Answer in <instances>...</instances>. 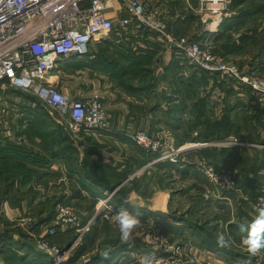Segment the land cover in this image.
Returning <instances> with one entry per match:
<instances>
[{
    "label": "trees",
    "instance_id": "16d2710c",
    "mask_svg": "<svg viewBox=\"0 0 264 264\" xmlns=\"http://www.w3.org/2000/svg\"><path fill=\"white\" fill-rule=\"evenodd\" d=\"M257 1L263 3L259 4ZM231 8L238 10V16L224 19L221 25L223 37H226L232 28L245 27L248 17L264 12V0H233ZM118 39H120L118 32L113 31L110 40L101 41L98 44L99 51L97 53L90 49V53L84 58H74L70 63L63 61L64 64H61L64 66L61 67L67 71L72 70V68H92L108 74L118 87L129 94L146 93L150 98L152 95L155 96L159 82L171 79L172 86H174L173 93L171 96H167L166 92L158 95L155 109L152 111L153 113L160 111L162 110V103L167 104L168 108L165 111L162 110L158 123H164L175 134L178 145L222 140L230 135L250 144L264 145V134L261 133V130L264 132V106L255 97H251L250 89L245 88L248 93L246 102L238 100L233 106L227 103L222 117L213 119L214 114L209 109L207 100L199 95L200 91L206 90L209 86V73L191 67L189 77L185 78L183 75L185 72L184 65L180 61L181 59H177V57L183 58V56L181 51L175 48L174 63L165 69L164 76L156 79L154 69H152V61L159 53V49L156 46H150L141 53H136L130 49L131 38L120 41ZM227 39V45L224 46L225 52L216 50V53L226 56V53L243 54L246 52L245 44L236 45L230 35L227 36ZM245 40L246 38L242 41ZM75 60L81 61L74 62ZM68 64L69 66H67ZM215 76H213L214 85L225 89L226 82L219 83L220 79ZM136 80L139 81L138 88L135 87ZM226 90L231 93L234 88L231 87ZM8 94L12 98H19L21 101L19 108L25 116L20 117L17 125L14 126L18 130L16 138H26L31 145H35V140L40 139L42 152H46L48 155L35 153L25 143L4 142L0 138V185H6L4 191L6 196L10 197V200L14 199L13 193L16 194L20 191L18 187L21 184L32 187L31 183L34 180L40 184L44 183L42 181L46 174L41 171L50 169L53 165L48 158L49 156L59 157L70 173L79 176V179L74 178V176L69 178L73 185L72 195L67 196V194L61 193L48 197L42 202V208L38 211L39 225L52 223L58 214L59 207L73 206L71 201L74 199L89 202L87 206L83 207L88 214V218L84 220L87 222L93 215L98 200L103 197V193L115 191L128 180L130 175L137 172L136 169L148 166L141 174L128 180L116 194L125 195V192L133 189L140 192L142 185L147 189L148 184L145 185V182L148 173L152 170L155 171V176L161 182L176 175H180L184 179L191 173H199L197 165L188 162L152 164L159 157V154L148 153L135 144L136 156L127 160L123 170H121L122 165L113 167L110 164L93 160L92 156L99 154V147L94 142L92 143L91 139H88L87 149L81 157L80 151L67 130L56 122V114H52L48 108L42 106L36 98L28 94L13 91H9ZM175 95L180 97L178 101L175 99ZM175 101L177 103H174ZM35 103L37 105L34 106ZM187 111L189 116L187 115L188 118L186 119L184 117ZM24 125H27V128L22 130ZM56 148H58L57 151ZM253 151L252 155L245 148H206L197 152L198 157L206 159L214 165L216 173L221 174L222 170L236 172L233 173L234 180L236 189H239L240 193L235 190L221 192L222 197L229 198L236 206L234 212L236 220L233 223H228L227 229L223 230L222 235L219 234L218 221L227 223L229 221L226 216L227 213L216 215L215 221L217 222L214 224L210 221L202 224L194 223L184 216L178 217L172 214L169 219L164 220L163 218L166 219L167 216L158 214L160 219L164 220L163 223H160L162 228L167 233L179 235L183 240L191 241L202 249L215 253L227 262L255 264L258 259L256 255L258 252H261L264 257V248L252 253L246 243L242 244L243 238L249 236L256 220L261 218V213L255 216L249 213L247 210L251 209L249 202L255 203L264 193V150L254 149ZM18 183L21 184L18 186ZM33 190L29 188L28 192L31 193ZM83 192L89 194L91 199L84 196ZM36 197L37 194L34 198ZM123 207L125 208L127 205ZM173 222H180L182 225L178 226ZM101 233H103L104 238V250L108 251L109 255L104 258L103 252L93 254L90 264H120L133 251L144 252L137 247H131V245H139V241L134 243L123 241L119 228L102 222L92 227L91 233L86 236L71 261L91 252L90 247L99 239ZM71 235L73 236V232L70 230L65 234L58 231L55 238L61 240L65 236L71 237ZM259 235L264 239V227L260 229ZM20 236L21 239L16 240L12 229L5 232L0 231V255L4 257L7 264H51L49 256L36 251L34 243L28 242V238L24 241L22 235ZM30 240L33 239L30 238ZM145 253L148 254V252Z\"/></svg>",
    "mask_w": 264,
    "mask_h": 264
},
{
    "label": "built area",
    "instance_id": "2783aa9c",
    "mask_svg": "<svg viewBox=\"0 0 264 264\" xmlns=\"http://www.w3.org/2000/svg\"><path fill=\"white\" fill-rule=\"evenodd\" d=\"M116 1L119 0H0V121L6 120L8 92L13 91L36 98L42 106L56 114V122L64 124V121V125L73 134L107 131V109L98 96L88 101L71 97L58 88L55 81H49L52 78L49 76L63 61L88 55L92 44L109 39L113 31L120 34L128 32L134 21L137 28L159 32L167 43L179 48L188 66L210 75H218L238 87L250 89L252 95L264 105V77L246 73L236 63L213 53L210 46L191 41L187 37L166 35V26L151 18L147 5L141 0H127L129 17L115 22L107 16V12ZM232 2L233 0H198V8L195 10L204 15V24L208 23L210 17L217 19L219 24ZM190 9L194 11L192 7ZM4 123L7 125L6 121ZM6 131L10 137L13 136L8 127ZM129 137L143 150L159 153L157 162H177L174 160L176 155L169 153V149L174 152V137L170 132L163 130L150 135L147 131L140 130ZM205 146L207 144H197L191 149ZM220 146L252 147L234 136L222 141ZM183 151L186 150L182 148L176 153ZM200 166L215 186L227 191L233 190L234 183L230 173L217 174L206 162H202ZM115 193L116 190L101 201L96 208L95 217L85 225L81 226L71 214L67 222L77 229L80 236L91 231L97 218L117 224L114 217L119 208L113 202ZM258 203L264 209V194L258 198ZM59 213L67 218L68 212L65 209H61ZM42 247L49 252L54 262L59 264L62 261L57 250L46 244ZM156 260L160 264H166L162 258L153 261ZM141 262L144 263L145 260Z\"/></svg>",
    "mask_w": 264,
    "mask_h": 264
},
{
    "label": "crops",
    "instance_id": "0c3cea01",
    "mask_svg": "<svg viewBox=\"0 0 264 264\" xmlns=\"http://www.w3.org/2000/svg\"><path fill=\"white\" fill-rule=\"evenodd\" d=\"M143 3H145L147 6L149 5V9L148 10V14L151 16L152 19L159 21L161 23H163L166 26L165 29V34L168 36H174V37H187L189 40L191 41H197L200 42L201 44L205 45V46H210L214 52H216V50L221 51V52H225V48L224 46L227 45V36H231L232 40L234 43H236V45H241L245 44V48H246V52L243 54H236V53H226V56H222L227 60H234V61H239L241 59H243V61H248L247 58L245 57L247 55V52L249 51V48L251 45L256 43V40L254 38V34H256L257 30L260 32L261 29H263L262 27H264V23L263 19H264V12L261 13H257L255 15H252V17H248V22L246 23L245 27H242L240 29H235L232 28V30H230L227 33L226 37H223V30H222V23L224 21V19H228V18H232L235 16H238V10L231 8L228 11V13H226V16H224L222 18V21L218 24V20L214 19V18H209V22L208 24H204L202 22V16L197 12L198 8V0H141ZM126 3L127 0H119L116 1L113 4V8L111 10H109L107 12V16L111 19H113L115 22L119 21L120 18H127L129 17V13L126 10ZM257 3H263L261 1H257ZM190 7H192L194 9V11H192L190 9ZM152 9V11H150ZM215 20V22L212 23V21ZM136 22L134 21L132 26H130V29L128 30V32H125L123 34L118 33V36L120 40H132L130 49L133 52L136 53H141L143 50H146V48L150 47V46H156L159 49V53L154 57L153 61H152V69H154V77L157 79L159 77H161L162 75L164 76L165 73V69L167 67H170L173 63H174V51L176 49L180 50L179 48L167 43L164 40V37L159 33V32H155V31H151L149 29H144L143 27L141 28H137L136 27ZM262 26V27H260ZM111 37V35H110ZM244 38H246L245 41H242ZM107 40H110L107 39ZM106 41V40H103ZM100 42L96 43V45L94 46V52L97 53L99 50L97 48L98 44ZM176 48V49H175ZM181 51V50H180ZM181 55L183 56V58L177 57V59H181L180 61H182L184 68H185V72L183 73V75L185 76V78H188L190 73H191V67L188 66L187 61L181 51ZM259 60V59H258ZM256 61V63L254 64H247L246 66H244L243 68H241L242 70H244L246 73L248 74H252L258 77H264V54L262 59H260L259 61ZM64 64V63H63ZM87 73V74H86ZM84 73L85 77H87L88 80V88H90L91 86H93V89L95 90H91L90 92L87 91V93H83V92H76V95H81L83 97V95H87L85 97H89L90 95H92L93 91L94 93H97L96 88L101 86V82L100 81H94L91 79H88L89 76H93V77H97L98 79H101L103 82V87L104 88H108L109 90L107 92H105V95H107L106 97H111V101H113V105L109 104L110 107H113V112H112V122L111 124L109 123V128L107 131L104 132H98V133H91V134H85V133H80V134H73L68 126L64 125V124H60L61 126H64V128L67 130V132L69 133L72 141L74 142L75 146L78 148V150L81 153V157H83L84 155V151L87 149V142L88 139H91L92 143L94 142V144L98 145V151L99 154L93 155L92 158L95 161H99L103 164H110L113 167H116L117 165H122L121 170L125 169V166L127 164V160H129L130 158L136 156L135 153V143L131 140V138L129 137L133 132L136 131H128V130H136L138 129L139 126L138 124H142L145 121L148 122V120L151 118L152 119V124H151V134H153L154 132L158 133L161 132L162 130L168 131L170 132L173 137L175 138V134L168 129V127H166L164 125V123H158V120H160V114L162 113V110L165 111L168 107L166 103H162V107L160 111H154L153 113V109H155L156 106V102H157V98L159 97L158 95H161L163 92H166L167 96H171V94L173 93L174 90V86H172V82L171 79H168V81H161L159 82V85L156 89L155 92V96H151V98L149 97V95H147L146 93H137V94H129L127 91L121 89L120 87L117 86L116 82H114L110 76L106 73L94 70L92 68L88 69L87 72ZM210 75V74H209ZM213 76L215 75H210L209 76V86L206 88V90H202L200 91L199 95L201 98H205L208 102L209 105V109L211 110V112H214V116L213 119H217V118H221L225 109V106L227 103H229L230 105L233 106V104H235L236 101L238 100H242V101H247L248 99V93L245 91V88L243 87H238L236 84H234L233 82L227 80V79H222L221 77L215 76L217 77L219 80V83L221 82H226L225 84V89H222L219 86H215L214 85V78ZM51 79H55L56 85L58 88L64 90V88L61 86V82H60V78L58 77V75L53 76ZM97 82V83H95ZM138 83L139 81L136 80L135 82V87L138 88ZM151 83H154L153 81H151ZM109 85V86H108ZM115 86L118 88V90L115 88ZM62 87V88H61ZM113 87V89L110 90V88ZM234 88V91L231 93H228V91L226 89L228 88ZM100 89V88H99ZM89 90V89H88ZM120 93V94H118ZM251 93V97H255L252 95ZM72 94V93H71ZM99 97L102 99H107L104 96H101L100 94ZM120 95V96H119ZM157 95V97H156ZM180 96V95H179ZM73 97V96H71ZM175 99L178 101L180 97H178V95L174 96ZM256 100L262 105L264 106L260 100L255 97ZM15 99H19L18 97ZM177 101H175L174 103H177ZM215 101V103L213 102ZM103 102V100H102ZM223 102L225 103V106H223ZM105 107L107 106V102H103ZM124 104V105H123ZM252 104H254L252 102ZM145 107H148L149 110L145 111ZM106 109L108 110V108L106 107ZM111 109V108H109ZM144 112L148 113L143 114ZM138 113H142V115L138 114ZM188 111L185 114L184 118H188ZM147 116V118H146ZM149 116V117H148ZM189 116V115H188ZM10 117L11 113H10ZM155 121L157 122L156 125ZM58 123V122H57ZM155 123V124H154ZM154 127V128H153ZM10 129V127H8ZM27 128V125H24L22 130H25ZM4 129L6 130V126H4ZM156 129H158L159 131H157ZM11 130L13 131V136L10 137V141H18L19 144H26V138H16V132H18V130H16L14 128V126L11 128ZM150 131V130H149ZM149 133V132H148ZM156 133V134H157ZM262 135L264 134L263 130H261ZM230 136H234V135H230ZM236 139H238L236 136H234ZM110 139V140H109ZM239 140V139H238ZM21 141V142H20ZM35 148H36V152L37 153H43L42 149H41V141L40 139H36L35 140ZM240 141V140H239ZM113 145L114 147H119L121 150V155L122 157H120V159H116L114 156H112L110 153H107L105 151L108 150V148H111ZM247 143V142H246ZM84 144V145H82ZM108 144V146H107ZM135 144V145H134ZM188 144H192V143H186V145ZM250 144V143H248ZM193 145V144H192ZM252 147L250 148H245L248 150V152L252 155L253 154V150L254 149H262L264 150V145L261 144H251ZM230 149V148H228ZM58 150V148H56V151ZM43 154H47L46 152ZM48 155V154H47ZM48 158H50V161L53 163V165L51 166L50 169H44L43 171H41L42 173L46 174L44 176L43 181H45V179L50 175H55L58 176L57 179L61 178L62 176L59 174L58 169H66L68 176H65L69 178L73 177L74 178H78L79 176L77 174H73L70 173V171L67 169V167L63 166L64 164L61 162V159L59 157H52L49 156ZM158 160V158H157ZM156 163H164V162H157ZM169 162V161H166ZM178 162V161H177ZM175 162V163H177ZM194 162V163H193ZM174 163V162H171ZM189 164H195V161H189ZM144 169H136L135 171L141 172ZM199 170V169H198ZM222 172H231L232 174L236 173V172H232L231 170H222ZM136 175H130L128 179H132V177L134 178ZM178 177H180L179 175H177ZM150 173H148L147 176V180L145 182V185H147L150 181ZM183 179V178H182ZM184 179H188V180H197L198 182H200L199 179H201V176L199 173H191L189 174L187 177H185ZM42 181V182H43ZM46 182V181H45ZM128 182V181H125ZM36 183V180H35ZM208 185V184H207ZM32 188H37L38 191H41L42 194H45V191L43 186L37 185L34 187V181L31 183ZM30 187V186H28ZM143 188H145L143 185L141 186V190L136 191V190H129L127 192H125V195H119L120 198L122 199V205H127V207H125V209H130L129 211L132 212L134 215L138 216L142 221H148L147 219H149L150 221L153 220L154 218L157 219L155 217L154 214H157L156 212L161 211L163 213H167L168 216H170L171 214L174 216H184L187 220L191 221V222H198V223H205L207 221H210L212 223L211 219H207L205 221L199 220V219H194L193 217H190V210L187 211V208H183V210H181V206H179L180 204L177 205L176 201L173 203H171V197L175 198L174 192L172 191L171 188L167 189L170 193L168 192H163V191H156L152 197H141L140 194L144 193L146 191H143ZM19 190V189H17ZM64 190H66V186L64 187ZM61 191L65 192V191ZM5 191V190H4ZM28 191V190H27ZM58 192V193H54L55 195H58L62 192ZM24 192V191H22ZM107 192V191H106ZM40 193V195H41ZM84 196H86L87 198L91 199V196L89 194H87L86 192H83ZM105 194V192H104ZM264 194V193H263ZM39 195V194H38ZM221 195V194H219ZM70 196V195H67ZM28 197V196H27ZM223 199H227L230 201L229 198H225V197H221ZM45 200V199H44ZM76 200V199H75ZM33 201V202H32ZM37 201L39 202H43V199L36 197V198H32V200H30L29 202L33 205L37 204ZM74 202V200L72 201V203ZM23 205V203H22ZM21 205V206H22ZM74 203H73V207H74ZM122 206V208H124ZM183 207V206H182ZM173 209V210H172ZM25 210V207L22 208V211ZM169 210H171V212H169ZM187 211V212H186ZM236 211V206L232 205L231 207L226 206L223 207L222 212L223 213H218V214H226V216L228 217L229 221L227 223H224V221H218L219 224V234L222 235L223 230L227 229L228 223H233L235 222V215L234 212ZM20 212V211H19ZM229 212V213H228ZM84 214V213H83ZM216 214V215H218ZM19 216V215H17ZM88 216V215H87ZM86 216V217H87ZM175 224H178V226H181L182 224L179 222H173ZM118 228L120 230V226L118 224ZM14 237L16 240H20L19 239V235L16 234V232L14 233ZM130 240V239H129ZM245 240L246 238H243L242 240V244H245ZM124 241V240H123ZM135 241H138V239H135ZM134 241V242H135ZM125 242H129L128 240ZM133 242V243H134ZM140 243V242H139ZM141 244V243H140ZM194 247V246H193ZM198 252L203 253V252H207L209 255H213L219 258L218 255H216L213 252H209L206 249H199V248H192L189 250L190 255L193 254H197ZM2 256L0 255V264H3V260ZM124 261V259L120 262V264ZM135 263H138L137 261Z\"/></svg>",
    "mask_w": 264,
    "mask_h": 264
},
{
    "label": "rangeland",
    "instance_id": "374dc122",
    "mask_svg": "<svg viewBox=\"0 0 264 264\" xmlns=\"http://www.w3.org/2000/svg\"><path fill=\"white\" fill-rule=\"evenodd\" d=\"M149 5L150 4H148V6H147L148 9H149ZM230 7H231V5L228 6L226 13H228V11L230 10ZM150 11H152V9ZM200 15L202 17L204 16L202 14H200ZM210 18H213V17H210ZM213 22H215V20H213L212 23ZM262 23H264V19H263V22H261V25H262ZM206 24H208V23H206ZM262 26H260V27H262ZM262 28L263 29H261L260 32L257 30L256 34H254V38L256 40V43L250 46L249 51L247 52V55L245 56L248 61H245V60L243 61V59H241L239 61L232 60V62L236 63L238 65V67L243 68L247 64H254V63H256V61L258 59L259 60L262 59L263 54H264V27H262ZM95 45H96V43L92 44L90 46V49L94 50ZM212 51H213V49H212ZM213 53H215L219 57L225 59L224 57L220 56L218 53H216L214 51H213ZM225 60H227V59H225ZM68 61H69V63L71 62V60H68ZM77 61H81V60H75L74 62H77ZM227 61H231V59L227 60ZM62 64H60L58 66V68L55 69L49 77H53V76L58 75V77L60 78V82L62 81L61 86L64 88L63 91L65 93H67L69 96L84 99L86 101L91 100V99L95 98L96 96L99 97V95H97V94H100L101 96H104V97L107 96V95H105V92H107L109 89L104 88L103 87L104 81H102L101 79H98L97 77L89 76V78H88V79H91L94 81L95 80L100 81L102 83L101 86L99 87L100 89L98 87L96 88L97 93H94L95 90L93 89V86L88 88V80H87V77H85L84 73H86L87 70L90 69L89 67L88 68L84 67L81 69H73L72 68V70L67 71L66 69H63L61 67V66H64ZM67 66H69V64ZM49 81L53 82V81H55V79L54 80L49 79ZM95 83H97V82H95ZM115 88L118 90V88L116 86H115ZM92 89L94 91H93L92 95H90L89 97H85L87 95H83V97H82L81 95L78 96L75 94L76 92H78V93L83 92L86 94L87 91L90 92ZM111 89H113V87H111L110 90ZM118 94H120V93H118ZM8 98H9V100L7 101V106H6V108H7L6 112L7 113L5 115L6 120H4L7 122V125H5L4 121H0V138L4 142L10 141V136H9L8 132L4 129V126L10 127V131L13 133L11 128L13 126L17 125V122L19 121L20 117L23 118V116H24V113H21V109L19 108V103L21 101L19 99L12 98L10 95H8ZM106 98L107 99L104 98L102 100H103V102H107L106 107L108 108V110H107L108 122L111 124L112 117H113L112 116L113 107H110L109 104H111L113 101H111V99H110L111 97H106ZM213 102L215 103V101H213ZM223 103H224L223 106H225L226 102H223ZM35 105H37V104L35 103L34 106ZM111 105H113V103ZM109 108H111V109H109ZM145 109H146L145 111L149 110L148 107H145ZM10 113H11L12 117H10ZM212 113L214 114L213 111H212ZM138 114L142 115V113H138ZM143 114L147 115L148 113L144 112ZM146 118H147V116H146ZM212 118H213V116H212ZM151 121H152V119L150 118L148 120V122L145 121L142 124L141 123L138 124L139 126H141L138 129L128 130V131H136L137 132V131L142 130V131H147L150 133L151 132L150 128H151V124H152ZM63 123L65 124L64 121H63ZM155 123H156V125H158L156 121H155ZM133 133H135V132H133ZM156 133L155 132L153 134L150 133V135H156ZM230 137H232V136H228L227 138L222 139V140H214L211 142H199V143L191 142L193 145L188 144L186 146L185 145L181 146V145H178L177 138L175 136V138H174V152H172L169 149V153L174 154V156L176 155L174 160H176L178 162L179 161L189 162L191 160L195 161V164L199 168L198 171H199V174L201 176V179H199L200 182H198L197 180L182 179L181 177H178L177 175L173 178H169V179L167 178L161 182V180L155 176V171L152 170V171H150V178L151 179H149L150 182L148 183V188L147 189L143 188V191H146V192H144L146 194H143V195L140 194V196L145 197V198L152 197L153 194L159 190L163 191V192L170 193L167 189L171 188L172 191L174 192V195H175L174 200L171 197L172 205L176 201L177 205L180 204L179 206H181V210H183V208H187V211L190 210V215H189L190 217H193L194 219H199L202 221H205L207 219H211L212 223L214 224L215 222H217V221H215L216 214L223 213L222 212L223 207H226V206L231 207L233 205L231 200L229 201L227 199L221 198L222 197L221 192H231V191H227L225 188H221V187L219 188V187L215 186V184L211 183V181L203 173L204 169L202 166H200V164L202 162H206L215 171L214 165H212L210 163V161H207L206 159H202V158L198 157L197 152L202 150V149H206V148H218V149L227 148L228 149L229 145L226 147H221L220 144L222 143V141L224 142V141L228 140ZM241 142H244V141H241ZM244 143H246V142H244ZM197 144H207V146L202 147V148H197V149H191V148H193L194 145H197ZM26 146H28L30 149L34 150L35 153H37L35 145H33V144L31 145L29 143V141H27V139H26ZM107 146H108V144H107ZM111 146H112L111 148H108V150L105 151L106 154L110 153L116 159H120V157H122L120 148L114 147L113 145H111ZM182 148H183V150H186V151L176 153L177 150L182 149ZM239 149H241V148H239ZM247 149H248V147H247ZM259 150H262V149H259ZM148 153H153V152H148ZM156 160H154L152 164H155ZM147 167H145L143 169H146ZM206 167H207V165H206ZM58 171H59V174L62 176L59 179H57L58 176H55L53 174V175H50L51 177L48 176L45 179L46 182L43 181L44 183H41V184L39 182L35 183V180H34V187L37 185L43 186L44 190L47 191V192H45V194H42L41 191L37 190V188L34 189L32 187H28V185L23 186L21 183H18V186H19V184H21V186L18 187V188H20V191L16 192V194L13 193V196L15 198L10 200V197H7L6 194L4 193V190L6 189L5 188L6 185H3V184L0 185V231L5 232V231H9L10 229H12L13 235H15L14 233L16 232V234L19 235V239H21L20 235H22V240H24V241H26V239L28 238L29 239L28 242L31 241L32 243H34V247H35L36 251H39L43 254H46L47 256H49V252L42 249L43 244H46L50 248H54L55 250L58 251L59 259L62 260L59 264H90V260H91V257L93 256V254H96L98 252H105V250H104L105 245L103 243V241H104L103 240L104 239L103 233L100 234L99 239L95 242V244L92 247H90L91 252H88V253L84 254L83 256L75 259L74 261H71V259L75 257L76 251L78 250L80 245H82L86 236L88 234H90L91 231L80 236L77 233V229L72 227V224L68 223L67 220H68V218L71 217L70 216V214H71L72 216H75L77 218V220H78V222H80L81 226L85 225L87 222H89L92 218L95 217L96 211H97V209H96L97 206L99 204H101V201L105 200V198H107L111 194V192H105V194L103 193V197L98 200V203L95 207V211H94L93 215L87 220V222H84V220H85V218H88V217H86L88 214L83 207L87 206L89 204V202H84V201L74 199V202H73L75 204L74 207L73 206H60L58 209V214L52 223L46 224V225L45 224L39 225L38 224V222H39L38 211L42 208L41 207L42 201L41 202L37 201V204L33 205L34 204L33 203L32 206H31V203L29 202L30 200H32V198H34V196L36 194H37V197H39V198L43 199V201H45L46 198L55 196L54 193L60 192L61 189L63 191L64 187L66 186V190H64L65 192H62V191L61 192L65 193L67 195H72V190H73L72 186L73 185H72V182H70V179H68V177H66V176H68L67 170L59 168ZM143 171H141V172L137 171L133 175H139ZM222 173H230L232 181L234 183L232 191L235 190L237 193H240V190L236 189L234 174H232L231 172H222ZM132 179H133V177H132ZM128 180H131V179H128ZM126 183L127 182H124L122 185H120L116 189V193ZM29 188L34 189L33 192H31V193L28 192ZM22 191H24V192H22ZM40 193H41V195H40ZM116 193L113 197L114 198L113 202L117 206V208H119V210H120L123 206L121 203L122 199ZM219 194H221V195H219ZM170 195H171V193H170ZM22 203H23V205H22ZM249 204H250L251 209H247V210L249 211L250 214H253V216H255V215L261 213L260 210L262 208L259 206L258 200L255 203L249 202ZM23 207H25L24 211H22ZM61 209H65V211L68 212V215L66 216L67 218L62 217L61 214L59 213ZM169 212H171V210H169ZM156 213L157 214H154V215L157 219L154 218V221L153 220L150 221L149 219H147L148 220L147 222L142 221L140 219L142 217H140L139 218L140 222H141L140 225L132 231V234L129 238L130 240L128 239L129 242H134L135 239H138V241L141 244L131 245V247L132 248L137 247L141 251H144V252L137 253V252L133 251L129 255V257L124 259V261L121 264H145V262L142 263L141 261L142 260L147 261L149 259L155 260L156 258H162L164 260L163 262L166 264H238V263L227 262L223 258H221V257L218 258V257L213 256L211 254L209 255L207 252H203V253L198 252L196 255L192 253L190 255V253H189L190 249H192L194 247L199 248V249H202V248L200 246L194 244L191 241L183 240L182 237L179 235H174L173 233H167L165 231V229L162 228V225H160V223H163L164 220L169 219V217H171V216H168L167 213H163L161 211H158ZM158 214L166 215L167 218L166 219L163 218L164 220L162 218L160 219ZM17 215H19V216H17ZM97 221H99V222L96 223ZM96 222H95V224H93V226L98 225L99 223H102V222H106V223L112 225L113 227L118 228V223L113 224V223L104 221L103 219H100V218H97ZM69 230L73 232V236L72 235H71V237L65 236L61 240L59 238H57V239L55 238L56 233L58 231L65 234ZM91 230H92V228H91ZM52 231H54L53 235L51 234ZM26 236H28V237H26ZM30 238H32L33 240H30ZM93 249H94V251L92 252ZM207 251H209V250H207ZM145 252H148V254H146ZM209 252H211V251H209ZM256 255L258 256V259H257L255 264H264L263 254L261 252H258ZM49 259L51 261V264L57 263V262H54L53 258L50 256H49ZM1 260H3V262H4L3 264H7L4 260V257H2ZM136 261L138 263H135ZM247 264H252V263H247Z\"/></svg>",
    "mask_w": 264,
    "mask_h": 264
},
{
    "label": "clouds",
    "instance_id": "9594fccd",
    "mask_svg": "<svg viewBox=\"0 0 264 264\" xmlns=\"http://www.w3.org/2000/svg\"><path fill=\"white\" fill-rule=\"evenodd\" d=\"M261 218H258L255 222L252 231L250 232L249 236L246 238L245 243L249 248V251L252 253H256L261 248H264V239H262L259 235V231L262 227H264V209H261ZM119 226L121 232V239L127 241L132 231L140 225V219L138 216L134 215L128 209L121 208L114 217ZM222 242V238H221ZM109 255L108 251L102 253L104 258H107ZM145 264H160V261L156 260L153 261L151 259L145 261Z\"/></svg>",
    "mask_w": 264,
    "mask_h": 264
},
{
    "label": "bare ground",
    "instance_id": "6f19581e",
    "mask_svg": "<svg viewBox=\"0 0 264 264\" xmlns=\"http://www.w3.org/2000/svg\"><path fill=\"white\" fill-rule=\"evenodd\" d=\"M74 58H81V57H73V58H70L69 60H72V59H74ZM68 61V60H67ZM54 80V79H53Z\"/></svg>",
    "mask_w": 264,
    "mask_h": 264
}]
</instances>
